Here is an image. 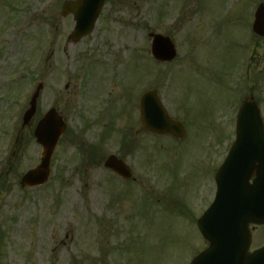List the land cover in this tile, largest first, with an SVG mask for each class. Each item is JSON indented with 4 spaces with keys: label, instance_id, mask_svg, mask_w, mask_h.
Returning a JSON list of instances; mask_svg holds the SVG:
<instances>
[{
    "label": "rangeland",
    "instance_id": "1",
    "mask_svg": "<svg viewBox=\"0 0 264 264\" xmlns=\"http://www.w3.org/2000/svg\"><path fill=\"white\" fill-rule=\"evenodd\" d=\"M64 1L0 0V264H188L206 245L196 219L242 99L264 118V38L250 28L264 0H106L75 42ZM150 32L173 41L172 62L153 59ZM39 82L36 117L55 107L66 131L48 182L22 189L41 151L36 117L21 127ZM153 88L182 139L141 131L138 100ZM124 136L135 147L123 154ZM109 154H123L131 179L103 167ZM263 240L259 228L252 246Z\"/></svg>",
    "mask_w": 264,
    "mask_h": 264
},
{
    "label": "water",
    "instance_id": "2",
    "mask_svg": "<svg viewBox=\"0 0 264 264\" xmlns=\"http://www.w3.org/2000/svg\"><path fill=\"white\" fill-rule=\"evenodd\" d=\"M104 0H75L63 5L62 14L73 12L76 21L70 38L77 40L91 31ZM254 31L264 34V7L255 14ZM152 53L157 59L169 60L175 50L171 41L153 35ZM37 91L24 122L33 115ZM141 121L146 130L170 133L182 137L183 126L170 119L160 104L155 91L141 98ZM64 129L61 117L51 109L37 124L34 135L43 147L41 163L29 171L21 181L27 184L43 183L49 174V163L54 147ZM105 166L123 177H130V169L114 156ZM256 175L249 184L252 174ZM217 190L209 208L198 219L197 226L208 246L189 264H264V246L254 253L248 252L249 224H264V126L259 109L252 98L243 101L236 123V139L230 152L215 175Z\"/></svg>",
    "mask_w": 264,
    "mask_h": 264
},
{
    "label": "flooded vegetation",
    "instance_id": "3",
    "mask_svg": "<svg viewBox=\"0 0 264 264\" xmlns=\"http://www.w3.org/2000/svg\"><path fill=\"white\" fill-rule=\"evenodd\" d=\"M256 229H258V227H255V228H254V231H255Z\"/></svg>",
    "mask_w": 264,
    "mask_h": 264
}]
</instances>
